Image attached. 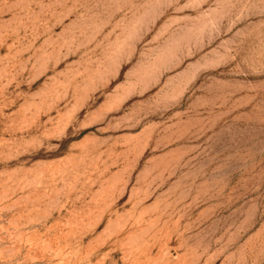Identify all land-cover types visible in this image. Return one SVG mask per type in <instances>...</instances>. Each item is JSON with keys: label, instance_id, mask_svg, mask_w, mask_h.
I'll return each mask as SVG.
<instances>
[{"label": "rangeland", "instance_id": "obj_1", "mask_svg": "<svg viewBox=\"0 0 264 264\" xmlns=\"http://www.w3.org/2000/svg\"><path fill=\"white\" fill-rule=\"evenodd\" d=\"M0 264H264V0H0Z\"/></svg>", "mask_w": 264, "mask_h": 264}]
</instances>
